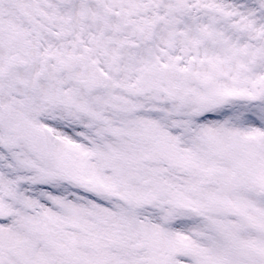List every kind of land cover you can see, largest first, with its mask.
<instances>
[{"label":"snow or ice","instance_id":"1","mask_svg":"<svg viewBox=\"0 0 264 264\" xmlns=\"http://www.w3.org/2000/svg\"><path fill=\"white\" fill-rule=\"evenodd\" d=\"M0 264H264V0H0Z\"/></svg>","mask_w":264,"mask_h":264}]
</instances>
